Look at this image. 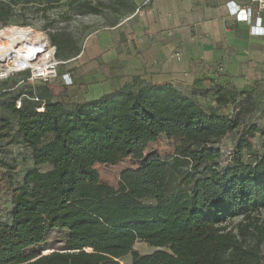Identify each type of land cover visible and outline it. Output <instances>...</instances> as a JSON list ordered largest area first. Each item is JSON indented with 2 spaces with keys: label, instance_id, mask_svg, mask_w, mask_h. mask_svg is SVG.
<instances>
[{
  "label": "trees",
  "instance_id": "obj_1",
  "mask_svg": "<svg viewBox=\"0 0 264 264\" xmlns=\"http://www.w3.org/2000/svg\"><path fill=\"white\" fill-rule=\"evenodd\" d=\"M45 2L51 8L61 0ZM0 106L17 121L0 115V137L30 145L32 160L13 189L8 217H0V264H122L127 255L131 264H264V155L243 157L251 138H264V127L242 125L239 112L207 110L172 83L122 88L71 107L32 90ZM236 130L224 159L218 142ZM161 135L180 139L162 189L124 176L118 186L101 179L98 164L130 158L162 165L147 151ZM54 231L67 235L44 254ZM137 241L158 248L143 254Z\"/></svg>",
  "mask_w": 264,
  "mask_h": 264
},
{
  "label": "rangeland",
  "instance_id": "obj_2",
  "mask_svg": "<svg viewBox=\"0 0 264 264\" xmlns=\"http://www.w3.org/2000/svg\"><path fill=\"white\" fill-rule=\"evenodd\" d=\"M17 1L18 4H14L13 0H0V11L4 16L0 18V30L9 26H30L48 35L50 42L56 48L53 62L56 64L57 75L40 78L34 77L35 73L31 69L14 70L9 74H5V71L0 69L1 104L12 99L17 93L29 94L32 90L46 100H60L69 107L82 100L100 97L101 85H110V83L112 85L121 78L114 70L115 65H112V70H108L104 77L100 78L96 76L98 72L93 70L89 72V61L72 60L82 53L90 37L96 39L98 36L100 39L105 34L115 38L121 28L118 27L119 23L125 18L136 17L128 22L126 27H136L139 31H145L148 27L146 14L150 6L149 0H61L58 5L51 8H45V0H32L30 3ZM10 4L12 12L7 17L6 9ZM94 7L98 9L97 12L93 10ZM140 37V35L136 36L138 39ZM244 55L236 53L228 57L220 56L214 59L211 71L183 74L185 76L189 74L190 82L194 85H198L201 81L207 82L204 86L195 88L197 94L204 97L197 100L205 109H213L228 115L239 112L242 125L257 124L264 127V51ZM217 81H221L226 89L222 87L219 90ZM124 85L126 86L120 89H136L143 83L137 82L134 77ZM7 89L14 91L9 92ZM116 90L115 88L104 92L110 94ZM219 92L229 97V103L218 102ZM0 115H8L13 119L14 124L17 123L16 117L2 106H0ZM11 131L13 133L14 129ZM238 137L239 130H236L227 133L218 142L224 150V159L229 157L228 153L236 146ZM9 141V137H0V169L9 182V186H0V217L3 218L8 217L11 209L15 185L22 180L23 173L32 165L31 146L11 144ZM250 141L253 143L252 151L244 150L243 153L246 161L264 155V138L257 134ZM179 143L178 138L161 135L157 141L150 144L147 151L161 156L164 161L162 165H141L127 158L117 165L98 164L96 168L101 179L111 185L118 186L124 176L144 182L152 189L160 190L169 174V165L173 161ZM119 198L136 202L125 194H120ZM143 202L150 203L153 200L146 199ZM238 219L235 218L234 221ZM66 235V231L52 232L47 249L43 252L55 251L63 244ZM134 248L144 254L153 252L158 247L146 241H137ZM262 252L264 258V245ZM120 261L122 264H131L132 256L127 255Z\"/></svg>",
  "mask_w": 264,
  "mask_h": 264
},
{
  "label": "crops",
  "instance_id": "obj_3",
  "mask_svg": "<svg viewBox=\"0 0 264 264\" xmlns=\"http://www.w3.org/2000/svg\"><path fill=\"white\" fill-rule=\"evenodd\" d=\"M230 2L241 8L253 5L252 0H149L145 31L126 27L135 16L125 18L115 38L105 34L100 39L90 37L72 61H89V72H98L100 78L115 65L121 78L112 85H101V96L135 77L143 85L172 83L196 99L204 98L195 88L207 82L194 85L191 76L183 73L211 71L214 59L220 56L264 51V34H255L252 24L238 21ZM217 86L226 89L221 81Z\"/></svg>",
  "mask_w": 264,
  "mask_h": 264
},
{
  "label": "bare ground",
  "instance_id": "obj_4",
  "mask_svg": "<svg viewBox=\"0 0 264 264\" xmlns=\"http://www.w3.org/2000/svg\"><path fill=\"white\" fill-rule=\"evenodd\" d=\"M56 48L48 35L30 26H9L0 30V69H31L37 73L54 72ZM56 68V66H55ZM57 71V69H56Z\"/></svg>",
  "mask_w": 264,
  "mask_h": 264
},
{
  "label": "built area",
  "instance_id": "obj_5",
  "mask_svg": "<svg viewBox=\"0 0 264 264\" xmlns=\"http://www.w3.org/2000/svg\"><path fill=\"white\" fill-rule=\"evenodd\" d=\"M253 5L247 7H240L239 5L230 2V9L236 15L238 21H244L252 24V31L255 34H264V0H252ZM254 22V23H253ZM54 72L49 74L38 73L36 77L45 78L47 76L57 75L55 66ZM39 100V98H35ZM21 105V101L18 100V106ZM39 110H44V105L39 107Z\"/></svg>",
  "mask_w": 264,
  "mask_h": 264
},
{
  "label": "water",
  "instance_id": "obj_6",
  "mask_svg": "<svg viewBox=\"0 0 264 264\" xmlns=\"http://www.w3.org/2000/svg\"><path fill=\"white\" fill-rule=\"evenodd\" d=\"M51 252H53V251H51ZM44 254H45V252H43Z\"/></svg>",
  "mask_w": 264,
  "mask_h": 264
}]
</instances>
